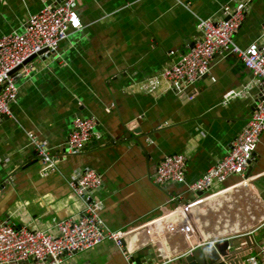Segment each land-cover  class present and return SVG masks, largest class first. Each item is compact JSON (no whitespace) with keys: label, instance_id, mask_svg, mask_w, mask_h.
I'll return each instance as SVG.
<instances>
[{"label":"crops","instance_id":"crops-1","mask_svg":"<svg viewBox=\"0 0 264 264\" xmlns=\"http://www.w3.org/2000/svg\"><path fill=\"white\" fill-rule=\"evenodd\" d=\"M233 1L79 0L82 28L70 32L57 56L35 61L34 73L18 81V98L0 126V223L55 234L59 221L78 219L85 208L70 188L75 174L85 168L95 169L103 178L96 198L105 202L104 220L114 231L159 216L172 207L168 202L172 197L179 196L182 202L200 198L185 184L154 186L157 166L166 155L183 154L191 183L223 159L253 113L258 79L237 58L220 53L210 76L189 88L192 100L178 98L165 86L153 93L142 86L171 68L177 55L189 52L201 37L200 19H221ZM58 4L0 0V37L23 32L32 15ZM235 42L242 49L264 44V0L253 3ZM173 51L175 56L170 55ZM229 92L236 96L225 100ZM77 116L95 119L96 131L83 153L63 156ZM140 130L146 137L143 146L134 142L139 138L134 132ZM33 139L59 155L56 171L40 173ZM260 176H264V135L257 162L246 174L217 185L200 204L204 237L228 243L226 251L237 260L244 252L256 254L264 244L260 228L264 198L251 183L239 184ZM169 241L163 245L162 258L188 247L180 237ZM146 242V230H140L124 245L135 252ZM142 260L139 256L137 264ZM63 264L126 261L124 250L107 242L66 256Z\"/></svg>","mask_w":264,"mask_h":264},{"label":"built area","instance_id":"built-area-1","mask_svg":"<svg viewBox=\"0 0 264 264\" xmlns=\"http://www.w3.org/2000/svg\"><path fill=\"white\" fill-rule=\"evenodd\" d=\"M52 1L57 3L60 0ZM255 1L234 0L225 6L221 19H200L198 30L201 37L195 46L189 52L177 55V61L171 68L142 86V89L150 93L165 86L178 98L192 100L189 88L210 76L212 62L220 53L237 58L258 79L259 98L253 113L223 159L191 183L186 178L185 155H166L157 166L155 186L185 184L191 194H202L200 198L182 202L181 197H172L168 200L172 207L162 211L159 216L135 228L114 231L104 220L107 211L105 202L96 198L103 188V178L95 169L85 168L77 172L70 182L74 194L85 203L79 218L59 221L55 225V234L26 226L18 227L8 222L0 223V264H63L66 256L95 249L107 242L124 250L126 264H137L133 260L134 250L128 251L124 240L140 230H146L147 242L141 246L150 247L152 255H147L148 260L178 261L198 248L219 242L204 237V230L198 223L194 209L204 201L205 193L230 179L244 176L247 169L257 162L258 146L264 135V44L253 43L242 49L235 42V36ZM78 2L65 0L62 5H46L28 19L23 32L0 37V126L11 115V104L18 98V81L34 73L35 61L57 56L61 43L70 32L82 28ZM35 55L33 61L25 64ZM170 55L175 56L176 51ZM20 66L21 69L13 73ZM234 96L235 92H229L225 100ZM96 128L95 119L77 116L72 122L62 155L77 156L83 153ZM33 144L42 165L40 173L44 175L56 171L59 155L45 142L33 139ZM254 179L246 178L239 184H248ZM260 228H264V222ZM176 237L188 244L187 249L171 258H162L164 254H160L158 247L162 246L165 252L163 245L168 246L171 238L173 243ZM246 263L264 264V244L259 246L256 254L250 252L246 256Z\"/></svg>","mask_w":264,"mask_h":264},{"label":"water","instance_id":"water-1","mask_svg":"<svg viewBox=\"0 0 264 264\" xmlns=\"http://www.w3.org/2000/svg\"><path fill=\"white\" fill-rule=\"evenodd\" d=\"M64 1L65 0H60V4L62 5L64 3ZM195 44L196 43H193L191 45V48H193L195 46ZM35 58H36V55L32 56L30 59H28L25 62V64L33 61ZM20 69H21V66L18 67L13 73L19 71ZM134 133L139 135V138L134 139V142L143 146L142 138H146V137L143 136L142 131L140 130V131H136ZM251 184L254 186V188L256 189L258 194H260L262 196V198H264V176H260V177L256 178L255 180H253L251 182ZM199 195L201 196L202 194L199 193ZM129 202L130 201H128V203ZM227 244L228 243L221 242V241L215 243L214 245L208 244L204 247L196 249L192 254L186 255V256L182 257L180 260L174 261V262H169V260H162V259H157V261H156V260H153L152 257H150V258H152L151 260H148L147 255H150V256L152 255V253L150 252V247L140 246L139 248L136 249V251H135L136 255L133 256V260L136 261V259L139 256H142L143 257V260H142L143 264H154L155 262L158 264H183V263H185V264H202L203 262H204V264H246V262H245L246 256L249 253L244 252L242 255H240V257L237 260L233 256V254L228 253L226 251ZM158 250H159L161 255L164 254V248L162 246H159Z\"/></svg>","mask_w":264,"mask_h":264},{"label":"rangeland","instance_id":"rangeland-1","mask_svg":"<svg viewBox=\"0 0 264 264\" xmlns=\"http://www.w3.org/2000/svg\"><path fill=\"white\" fill-rule=\"evenodd\" d=\"M194 214L198 220V223L201 225L202 229L204 230V205H198L194 209Z\"/></svg>","mask_w":264,"mask_h":264},{"label":"flooded vegetation","instance_id":"flooded-vegetation-1","mask_svg":"<svg viewBox=\"0 0 264 264\" xmlns=\"http://www.w3.org/2000/svg\"><path fill=\"white\" fill-rule=\"evenodd\" d=\"M183 264H185V263H183ZM202 264H204V262Z\"/></svg>","mask_w":264,"mask_h":264}]
</instances>
